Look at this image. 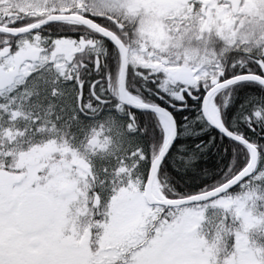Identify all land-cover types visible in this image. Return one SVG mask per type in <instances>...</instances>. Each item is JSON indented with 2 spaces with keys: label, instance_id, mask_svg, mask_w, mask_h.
Returning a JSON list of instances; mask_svg holds the SVG:
<instances>
[{
  "label": "snow or ice",
  "instance_id": "snow-or-ice-1",
  "mask_svg": "<svg viewBox=\"0 0 264 264\" xmlns=\"http://www.w3.org/2000/svg\"><path fill=\"white\" fill-rule=\"evenodd\" d=\"M0 264H264V0H0Z\"/></svg>",
  "mask_w": 264,
  "mask_h": 264
}]
</instances>
